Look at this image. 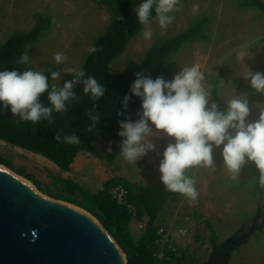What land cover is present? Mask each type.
Returning a JSON list of instances; mask_svg holds the SVG:
<instances>
[{"label": "rangeland", "instance_id": "374dc122", "mask_svg": "<svg viewBox=\"0 0 264 264\" xmlns=\"http://www.w3.org/2000/svg\"><path fill=\"white\" fill-rule=\"evenodd\" d=\"M240 1L244 0H180L177 11L171 13L175 19L167 29L162 30L158 22L153 20L151 40L144 39L143 28L131 41L124 55L113 62L112 72H121L127 61H138L141 54L157 43L186 30L194 17L208 15L211 22L206 26L207 38L184 46L181 53L171 61L166 80H171L182 68L198 64L206 78L205 87L211 92L209 105L213 103L214 83L219 82L218 103L224 111L228 99L246 96L251 110L249 121L258 119L257 105L264 104L238 84L251 87L250 80L244 76L248 71L262 73L264 69V43L258 44L264 38V16L259 12L255 16L253 9L242 8L238 5ZM142 2L136 0V5ZM38 15L49 16L53 23L48 32L26 49L30 58L28 65L32 70L47 71L50 74L52 71H60V79L52 80V85L61 87L73 77L64 69L82 68L91 53L94 39L108 28L111 14L98 4V0H0V43L5 42L14 32L31 30ZM58 52L67 57L62 64L55 62L54 57ZM169 142L166 135L156 138L154 143L159 155L157 152H149L135 164H129L119 156L120 148L113 164L87 154V158L91 159V175L78 176L61 173L54 164L41 156L11 150L0 141V155L10 159L15 169L0 165L30 182L37 190L35 181L55 194L62 193L64 188L58 177L72 179L92 193L100 190L103 182L116 176L132 183L163 185L159 163ZM221 152L222 147L214 149V169L194 167L186 171L196 181L199 193L197 201L189 203L187 197L176 193L157 223L161 227L170 225L176 257L184 255L189 262L185 264H190L192 260L196 261L195 264H206L214 246L238 235L243 229L248 231L257 211L264 213V200L259 203L258 197H252L249 187L242 190L238 185L250 178L247 164L242 168L240 176L233 179L224 168ZM17 171H24L33 176L34 180L19 175ZM206 220L212 223L216 231V242L211 240ZM129 228H132L133 237L138 241L143 232L135 224H130ZM181 228L187 230L184 238H180L177 232ZM229 264H264V214L257 221L256 233L232 252Z\"/></svg>", "mask_w": 264, "mask_h": 264}, {"label": "trees", "instance_id": "16d2710c", "mask_svg": "<svg viewBox=\"0 0 264 264\" xmlns=\"http://www.w3.org/2000/svg\"><path fill=\"white\" fill-rule=\"evenodd\" d=\"M98 4L105 7L111 14L110 24L103 34L94 39L93 47L97 51L88 55L81 69L105 86L107 89L105 96L94 101L90 96L84 95L82 85H76L74 91L79 99L67 104L66 113L53 112V123L47 120L36 124L19 122L18 117H13L10 110L7 113L0 111V141L11 147L41 156L54 164L61 173L70 172L75 159L81 153L105 159L111 164L114 163L122 139L118 135L121 130L119 122L129 118L135 122L138 119L137 112L142 111L140 98L130 93V87L136 78L135 73L151 74L153 79L160 76L167 79L171 61L181 53L186 44L206 39V26L211 22V17L208 15L194 17L186 30L157 43L141 54L138 61H127L125 68L116 74L112 72L113 62L124 55L131 41L144 26L139 24L133 11L137 6L136 0H98ZM238 5L244 9H253L255 16L258 12L264 16L263 0H244ZM120 16L124 19L121 20ZM152 16L155 17L154 10ZM52 23L49 16L38 15L31 30L14 32L5 42L0 43V70L23 72L26 68H30L28 64H17V60L22 53L26 52L29 45L36 43L42 34L51 29ZM259 43H264V38L258 41ZM43 73L49 76V83L52 85L50 73L47 71ZM72 79L74 76L70 80ZM238 85L264 104V93H258L243 83ZM218 86L219 82L214 83L213 102L224 111L218 103ZM126 95H131V100L128 107L124 108L123 99ZM40 102L48 106L47 93L41 95ZM94 104L96 111L100 113V120L96 127L88 132L87 129L92 121L87 114L93 109ZM117 113H123V115L118 116ZM57 134L61 137L76 134L80 143L70 145L59 142L56 139ZM109 145L112 148L111 152L107 150ZM0 164L15 169L12 161L2 155H0ZM247 166L250 178L248 181L239 182L238 185L242 190L249 187L252 197H258L261 203L264 200V189L258 185L256 179L258 171L254 163L249 162ZM17 172L29 180H34L33 176L24 171ZM58 180L64 184L63 192L59 194L45 189L39 181H35V185L42 193L93 215L123 250L128 260L127 264H153L155 262L153 253L159 251V247L155 244L159 230L157 223L176 193L165 191L164 185L132 183L118 176L107 181L96 193L88 191L72 179L58 177ZM117 185H123L129 190V202L136 207L138 220L147 222L146 230L138 241H135L129 228L132 215L125 206L119 205L111 196V189ZM262 214L264 213L261 211ZM205 224L207 230L211 232V240L216 242V231L212 223L206 220ZM165 254L168 259L163 261V264L189 263L184 255L176 257V252L169 248L165 250ZM195 263V260L190 262V264Z\"/></svg>", "mask_w": 264, "mask_h": 264}, {"label": "clouds", "instance_id": "9594fccd", "mask_svg": "<svg viewBox=\"0 0 264 264\" xmlns=\"http://www.w3.org/2000/svg\"><path fill=\"white\" fill-rule=\"evenodd\" d=\"M179 2L143 0L134 7L139 24L144 26L145 40L152 38L153 19L162 30L167 29L175 19L171 13L177 11ZM120 19L124 18L120 16ZM96 51L95 47L90 48V52ZM54 59L57 64H62L67 57L58 52ZM29 60V55L24 52L17 64L27 65ZM64 71L72 74L74 79L56 87L50 85L49 76L41 71L31 68L23 72L0 70V111L7 113L10 110L19 122L36 124L47 120L53 123V112L66 113L67 104L79 99L74 91L76 85H82L84 95L94 101L105 96V86L83 69L65 68ZM50 76L55 81L60 79L61 73L52 71ZM135 77L130 93L140 98L142 111L137 112L135 122L130 118L119 122L121 130L118 135L122 138L120 157L129 164H135L149 152H157L154 140L166 135L170 142L159 163L160 180L165 191L181 194L188 198L189 203H195L199 196L196 181L186 171L194 167L214 169V149L222 147L224 168L231 177L236 179L247 163H254L258 185L264 189V106L257 105L258 119L249 121L251 110L246 96L228 99L226 111L220 110L214 102L209 105L211 92L205 87L206 78L198 64L182 68L171 80L163 76L153 79L151 74L143 72L135 73ZM244 78L250 80L252 89L264 93V73L248 71ZM44 93H47L48 106L40 102ZM131 95L124 97V108L128 107ZM87 115L92 121L87 131L91 132L100 120L95 104ZM56 139L70 145L80 143L76 134L63 137L57 134ZM107 150L112 151L111 145Z\"/></svg>", "mask_w": 264, "mask_h": 264}, {"label": "water", "instance_id": "95a60500", "mask_svg": "<svg viewBox=\"0 0 264 264\" xmlns=\"http://www.w3.org/2000/svg\"><path fill=\"white\" fill-rule=\"evenodd\" d=\"M258 210L248 231L214 246L206 264H229L232 252L257 231ZM127 257L90 213L41 194L0 165V264H127Z\"/></svg>", "mask_w": 264, "mask_h": 264}, {"label": "built area", "instance_id": "2783aa9c", "mask_svg": "<svg viewBox=\"0 0 264 264\" xmlns=\"http://www.w3.org/2000/svg\"><path fill=\"white\" fill-rule=\"evenodd\" d=\"M111 196L119 205L125 206L128 209V212L132 215L131 223L135 224L138 227V230L144 233L147 222L146 220H138L137 209L129 202V190L123 185H117L111 189ZM170 232V225L166 227L159 226L157 239L155 241L156 246L159 247V251L153 253V257L156 259L153 264H163V261L168 259L165 254L167 248L176 252V247ZM177 232L180 238H184L187 234V230L183 228L178 229Z\"/></svg>", "mask_w": 264, "mask_h": 264}, {"label": "crops", "instance_id": "0c3cea01", "mask_svg": "<svg viewBox=\"0 0 264 264\" xmlns=\"http://www.w3.org/2000/svg\"><path fill=\"white\" fill-rule=\"evenodd\" d=\"M5 144V143H4ZM9 148H11V150H19V152H23L25 155L27 154H32L30 152H27V151H24L22 149H19V148H15V147H11L9 145H7ZM34 156H38V155H35L33 154ZM90 160L89 158H87V154L86 153H81L77 156V158L75 159V162L73 163L72 167H71V171L69 173H66L68 175H71V174H76L78 176H81V175H85V176H90L91 175V172H90ZM88 163H89V166H88ZM87 166V167H86ZM57 168V167H56ZM66 176V175H64ZM89 178V177H88ZM107 182V181H106ZM106 182H103L102 185H104ZM80 184V183H79ZM102 185L100 187H102ZM83 186V185H82ZM133 226V225H132ZM131 230V233L133 235V231H132V228H130Z\"/></svg>", "mask_w": 264, "mask_h": 264}, {"label": "flooded vegetation", "instance_id": "af4514ba", "mask_svg": "<svg viewBox=\"0 0 264 264\" xmlns=\"http://www.w3.org/2000/svg\"><path fill=\"white\" fill-rule=\"evenodd\" d=\"M240 235H241V233H240Z\"/></svg>", "mask_w": 264, "mask_h": 264}, {"label": "bare ground", "instance_id": "6f19581e", "mask_svg": "<svg viewBox=\"0 0 264 264\" xmlns=\"http://www.w3.org/2000/svg\"><path fill=\"white\" fill-rule=\"evenodd\" d=\"M30 183V182H29Z\"/></svg>", "mask_w": 264, "mask_h": 264}]
</instances>
